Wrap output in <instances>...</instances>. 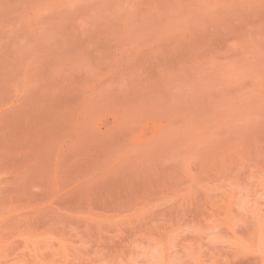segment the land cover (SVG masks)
I'll use <instances>...</instances> for the list:
<instances>
[{
  "label": "rangeland",
  "instance_id": "1",
  "mask_svg": "<svg viewBox=\"0 0 264 264\" xmlns=\"http://www.w3.org/2000/svg\"><path fill=\"white\" fill-rule=\"evenodd\" d=\"M0 264H264V0H0Z\"/></svg>",
  "mask_w": 264,
  "mask_h": 264
}]
</instances>
